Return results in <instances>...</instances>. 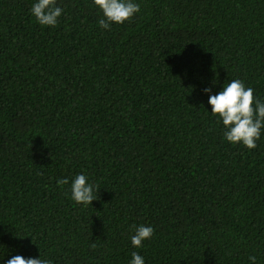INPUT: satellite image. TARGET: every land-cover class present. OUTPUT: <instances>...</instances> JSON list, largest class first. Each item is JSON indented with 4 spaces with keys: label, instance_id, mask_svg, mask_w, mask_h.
Instances as JSON below:
<instances>
[{
    "label": "trees",
    "instance_id": "obj_1",
    "mask_svg": "<svg viewBox=\"0 0 264 264\" xmlns=\"http://www.w3.org/2000/svg\"><path fill=\"white\" fill-rule=\"evenodd\" d=\"M34 2L0 0V264H264V129L232 144L208 104L233 79L264 101V0H134L109 29L93 0L55 26Z\"/></svg>",
    "mask_w": 264,
    "mask_h": 264
},
{
    "label": "clouds",
    "instance_id": "obj_2",
    "mask_svg": "<svg viewBox=\"0 0 264 264\" xmlns=\"http://www.w3.org/2000/svg\"><path fill=\"white\" fill-rule=\"evenodd\" d=\"M95 6L102 12L98 24L101 28L109 29L111 24H123L131 21L140 11V5L134 0H93ZM31 14L44 26H55L63 8L57 6L56 0H35L30 8ZM205 93H211V87L203 89ZM208 104L211 105V114L219 117L224 126V139L232 144H243L248 149L257 147V140L264 129V101L256 98L254 89L246 87L241 79H233L223 84L222 89L216 94H210ZM60 186L69 184L67 178L57 181ZM71 199L77 204L89 205L98 199L99 186L88 182L85 174L75 175L70 184ZM131 244L135 248L143 246L142 242L152 238L154 228L144 224L131 225ZM92 248L96 244L91 245ZM249 260L255 264L256 257L250 256ZM5 264H52L47 258L24 257L13 255ZM128 264H145L144 257L138 252L131 253Z\"/></svg>",
    "mask_w": 264,
    "mask_h": 264
}]
</instances>
